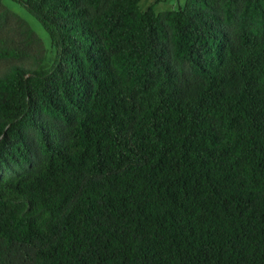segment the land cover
Segmentation results:
<instances>
[{
	"label": "trees",
	"instance_id": "trees-1",
	"mask_svg": "<svg viewBox=\"0 0 264 264\" xmlns=\"http://www.w3.org/2000/svg\"><path fill=\"white\" fill-rule=\"evenodd\" d=\"M0 0V264H264V0Z\"/></svg>",
	"mask_w": 264,
	"mask_h": 264
},
{
	"label": "rangeland",
	"instance_id": "rangeland-1",
	"mask_svg": "<svg viewBox=\"0 0 264 264\" xmlns=\"http://www.w3.org/2000/svg\"><path fill=\"white\" fill-rule=\"evenodd\" d=\"M2 1L3 4L9 8L11 14L14 13L19 17H21L22 19H24L25 21H27L28 24L31 26V28L34 30V32L37 34V36L41 39L44 45L45 55H44L43 65L40 67V69L41 70L49 69L54 62L55 54H56V51L53 48L49 34L45 31L43 26L32 15H30L21 5L13 2L12 0H2ZM153 2H155V0H142L140 3L141 11L148 9L151 6V4H153ZM180 2L184 3V0H180ZM177 4H178V0H169V2H167L165 5L159 7L157 12L158 14H161L162 12L165 11H173L178 8L176 7ZM11 65L21 66L26 69H32V70L36 68L35 63L31 58L24 59L19 62L14 61L12 64L11 62L9 64L1 62L0 64V66L3 67L4 69H9Z\"/></svg>",
	"mask_w": 264,
	"mask_h": 264
},
{
	"label": "crops",
	"instance_id": "crops-1",
	"mask_svg": "<svg viewBox=\"0 0 264 264\" xmlns=\"http://www.w3.org/2000/svg\"><path fill=\"white\" fill-rule=\"evenodd\" d=\"M141 1H140V3H141ZM186 1L187 0H184V3H181L180 0H178V4H177L176 7L183 6L186 3ZM167 2H169V0H155V2H153V4H151V6L154 5L155 11L157 12V10L159 9V7L165 5Z\"/></svg>",
	"mask_w": 264,
	"mask_h": 264
}]
</instances>
